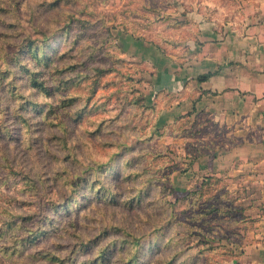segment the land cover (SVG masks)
Returning <instances> with one entry per match:
<instances>
[{
  "label": "rangeland",
  "instance_id": "374dc122",
  "mask_svg": "<svg viewBox=\"0 0 264 264\" xmlns=\"http://www.w3.org/2000/svg\"><path fill=\"white\" fill-rule=\"evenodd\" d=\"M215 1L0 0V264L246 263L254 208L208 171L220 133L158 124L126 39L166 53Z\"/></svg>",
  "mask_w": 264,
  "mask_h": 264
},
{
  "label": "crops",
  "instance_id": "0c3cea01",
  "mask_svg": "<svg viewBox=\"0 0 264 264\" xmlns=\"http://www.w3.org/2000/svg\"><path fill=\"white\" fill-rule=\"evenodd\" d=\"M219 3L182 9L178 33L163 40L166 53L156 42L126 39L137 57L154 66L158 124L199 115L220 133L208 171L230 177L232 192H245L254 209L247 216L252 227L243 258L264 264V0Z\"/></svg>",
  "mask_w": 264,
  "mask_h": 264
},
{
  "label": "trees",
  "instance_id": "16d2710c",
  "mask_svg": "<svg viewBox=\"0 0 264 264\" xmlns=\"http://www.w3.org/2000/svg\"><path fill=\"white\" fill-rule=\"evenodd\" d=\"M37 54H38V51H37V49H36V51L34 52V57L36 58V60H37V62H38V61L40 60L39 58L41 57V54H40V57H38ZM38 63H39V62H38ZM32 75H34V74H32ZM210 76H211V73L206 74V75L200 77V78H199V81L206 80V79L209 78ZM34 79H35V77L33 78V80H34ZM34 82L37 83L38 86L40 85V84H38V82H37L36 80H34ZM73 236L75 237L76 234L74 233ZM56 257H57V256H51V259H52V260H56V261H58Z\"/></svg>",
  "mask_w": 264,
  "mask_h": 264
}]
</instances>
